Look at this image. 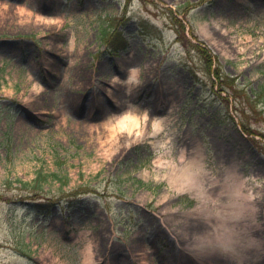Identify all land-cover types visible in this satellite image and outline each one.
<instances>
[{
  "label": "rangeland",
  "instance_id": "rangeland-1",
  "mask_svg": "<svg viewBox=\"0 0 264 264\" xmlns=\"http://www.w3.org/2000/svg\"><path fill=\"white\" fill-rule=\"evenodd\" d=\"M201 188L264 235V0H0V264H259L189 250Z\"/></svg>",
  "mask_w": 264,
  "mask_h": 264
},
{
  "label": "clouds",
  "instance_id": "clouds-1",
  "mask_svg": "<svg viewBox=\"0 0 264 264\" xmlns=\"http://www.w3.org/2000/svg\"><path fill=\"white\" fill-rule=\"evenodd\" d=\"M231 177H226V181ZM210 187V186H209ZM234 193L221 191L213 195L201 188L198 194V215L193 217L187 234L189 250L214 247L224 253H243L255 244L264 245V235L256 236L240 227L244 212L235 201ZM227 196V199L222 197ZM235 264H242L237 259Z\"/></svg>",
  "mask_w": 264,
  "mask_h": 264
},
{
  "label": "bare ground",
  "instance_id": "bare-ground-1",
  "mask_svg": "<svg viewBox=\"0 0 264 264\" xmlns=\"http://www.w3.org/2000/svg\"><path fill=\"white\" fill-rule=\"evenodd\" d=\"M136 68L134 67L130 73H129V77L130 78H134L136 77ZM35 90H38V87H35ZM135 136H139L140 134H138V132H136L134 134ZM195 168L198 169V160L196 158V156L192 159V161L190 160L188 164H186V166H182L181 172H178V168H174V166H172L170 173L168 174L169 176V183L172 184L175 187H183L184 185H189L191 186L192 183H194L196 181L194 173H195ZM190 169L193 171L191 172ZM194 169V170H193ZM232 183V187L234 186V189H237L239 191H241V184L237 183L236 178L234 181L231 182ZM195 184V183H194ZM251 193V192H250ZM250 196V194H249ZM90 255V252H89ZM91 260V259H89Z\"/></svg>",
  "mask_w": 264,
  "mask_h": 264
},
{
  "label": "trees",
  "instance_id": "trees-1",
  "mask_svg": "<svg viewBox=\"0 0 264 264\" xmlns=\"http://www.w3.org/2000/svg\"><path fill=\"white\" fill-rule=\"evenodd\" d=\"M101 32H102V37H103V34H104V36L106 37V36H108L109 34V38H108V41H107V43H108V50L110 51V52H113V53H116V52H118L119 50H121V49H124V48H126L127 47V45H128V41H127V38L123 35V33L120 31V30H118L117 28H115L114 30H112V31H108V33H107V31H106V29L105 28H102L101 29ZM104 37V38H105ZM107 38V37H106ZM105 38V40H107ZM41 177L42 178H44V176H42L40 173H39V175H37L36 176V179L33 181L34 183H33V187H34V189H40L41 188V182H40V179H41ZM49 206L50 205V203L49 204H38L37 206H39V207H44V206ZM48 208V207H47Z\"/></svg>",
  "mask_w": 264,
  "mask_h": 264
},
{
  "label": "flooded vegetation",
  "instance_id": "flooded-vegetation-1",
  "mask_svg": "<svg viewBox=\"0 0 264 264\" xmlns=\"http://www.w3.org/2000/svg\"><path fill=\"white\" fill-rule=\"evenodd\" d=\"M261 264H264V260H263V262Z\"/></svg>",
  "mask_w": 264,
  "mask_h": 264
}]
</instances>
